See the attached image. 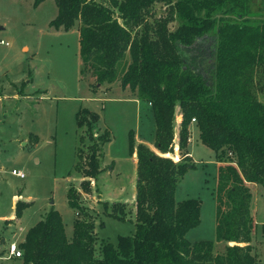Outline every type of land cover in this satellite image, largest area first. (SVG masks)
<instances>
[{
    "label": "trees",
    "instance_id": "obj_1",
    "mask_svg": "<svg viewBox=\"0 0 264 264\" xmlns=\"http://www.w3.org/2000/svg\"><path fill=\"white\" fill-rule=\"evenodd\" d=\"M31 1L34 7L44 2ZM53 1L57 15L50 27L78 31L80 74L89 73L96 88L119 81L123 90L150 104L154 149L130 134L129 154L136 160L131 236L101 241L96 256L95 222L70 186L67 203L77 216L73 238L67 239L62 217L51 207L19 244L22 263L260 264L252 254L249 184L264 189V18L253 19L251 1ZM157 4L166 7V16L156 18ZM171 22L177 23L173 31ZM177 107L182 120L176 133ZM193 119L218 168L215 240L191 243L186 235L200 223L201 203L178 202L175 192L186 171L195 168L188 152ZM100 120L88 109L76 114L73 169L84 178V193L102 174V152L112 139L108 128L99 131ZM175 147L181 153L177 161ZM30 205L18 201L15 218ZM107 215L127 220L126 204L114 203Z\"/></svg>",
    "mask_w": 264,
    "mask_h": 264
},
{
    "label": "rangeland",
    "instance_id": "obj_2",
    "mask_svg": "<svg viewBox=\"0 0 264 264\" xmlns=\"http://www.w3.org/2000/svg\"><path fill=\"white\" fill-rule=\"evenodd\" d=\"M98 1L109 5L108 0ZM250 1L253 19L264 18V0ZM28 2L0 0V229L1 225L5 228L1 230L0 239L6 240L0 252V264H23L22 259L11 258L7 251L8 244L19 243L23 232L16 231L9 221L1 223V219L14 210V194L34 201L23 211L21 228L24 231L34 226L38 209L49 204L60 213L65 235L71 240L77 216L68 206L67 190L73 186L80 192L82 205L95 222L96 256L101 241L116 243L118 236H131L134 232L136 160L129 154L130 134L134 140L137 137L154 149L155 123L147 102H134L135 94L129 89L123 90L119 81L111 86L94 87L95 80L89 73L80 74L76 33L57 34L49 28L57 12L54 1L44 0L37 7ZM153 10L156 18L166 16V7L162 4L155 5ZM176 27V22L168 26L171 31ZM42 94L45 100H39ZM80 109L99 114V131L108 128L112 135L102 152L103 172L97 182H91L90 193L81 190L84 178L73 169L76 114ZM181 120L177 107L176 133ZM189 129L188 152L195 168L188 169L181 178L175 200L196 199L201 203L200 223L188 231L186 238L191 243L214 241L218 163L214 153L201 143L195 123L192 122ZM33 134L38 137L36 147ZM84 136L87 137V133ZM172 158L174 161L181 158L176 147ZM13 169H22L25 178L12 176ZM250 190L251 214L255 221L252 254L264 264V189L250 187ZM105 202L107 208L103 205ZM117 202L126 204L125 221L107 215ZM15 233L17 239L13 238ZM216 250L223 251V246L217 245Z\"/></svg>",
    "mask_w": 264,
    "mask_h": 264
},
{
    "label": "crops",
    "instance_id": "obj_3",
    "mask_svg": "<svg viewBox=\"0 0 264 264\" xmlns=\"http://www.w3.org/2000/svg\"><path fill=\"white\" fill-rule=\"evenodd\" d=\"M22 1H24V2H28V1H31V0H19V2H22ZM32 2V1H31ZM29 3V2H28ZM33 3V2H32ZM30 4V3H29ZM34 8V7H33ZM56 15H57V12H56V14H55V17H56ZM53 20V19H52ZM52 20H50V22L52 21ZM50 22H49V28H51L53 31H55L57 34H61L62 32H63V34H71L72 32H74V33H76V36H77V39H79L78 37V31L76 30V29H74V30H71V31H69V32H64V31H62V30H55V29H53L52 27H50ZM24 49H26V51H27V48H24ZM78 56H79V43H78ZM43 96L42 97H40L39 98V100H45V98L46 97H44V94H42ZM133 101L134 102H140V100H138L137 98H136V96H135V98L133 99ZM147 105L148 106H150V104L149 103H147ZM150 108H151V106H150ZM33 137H37L35 134H33L32 135ZM136 139H135V142L136 143H144V144H146V145H149V143L148 142H140L139 140H137V137H135ZM138 141V142H137ZM37 143H38V140L36 141V140H34L33 141V145H34V147H36L37 146ZM23 147V146H22ZM24 149V148H23ZM25 150V149H24ZM30 155H32V154H30ZM34 160H35V162L36 163H38L39 162V160H38V157H35L34 158ZM22 170V169H21ZM20 170V171H21ZM23 172V171H22ZM13 176V175H12ZM15 177V176H14ZM249 187H251L252 189L253 188H257V189H259L260 188V186L259 185H257V184H249ZM18 201H22V202H28V203H31V205L34 203V201H30V198H26V199H24V198H22V196H20V194H18V195H16V194H14L13 196H12V207H13V212L10 214V216H8V217H4V218H2L1 220V223H6V222H8L9 224H10V226H12V227H14V228H16V231H17V229L20 231V234L23 232V234H22V236L18 239V245L20 244V243H22L23 241H24V238H25V235H26V233L28 232V230L30 229H26L25 231L23 230V228H21V221H22V219H23V213L25 212V210L27 209H29V208H26L25 210H24V212L22 213V217L20 218V219H16L15 218V206H16V203L18 202ZM30 205V206H31ZM51 207H54V209H55V206L53 205V206H50L49 204L47 205V206H45V205H43L42 207H40L39 209H38V212H37V214H36V217H35V219H34V221H36L35 222V224L38 222V221H40L41 220V218L50 210V208ZM26 210V211H27ZM135 214V212H133V215ZM34 224V225H35ZM2 226L3 225H1V229H0V234H3V233H1V230H3V229H5L4 227L2 228ZM33 227V226H32ZM14 236V237H13ZM12 237L13 238H15V239H17V234L15 233V235H13ZM21 239V240H20ZM5 243H6V240L4 239V238H2V239H0V252L3 250V247H4V245H5ZM9 245V244H8ZM8 245H7V251H8ZM13 259H15V258H13ZM15 260H18V259H15ZM22 262V261H21Z\"/></svg>",
    "mask_w": 264,
    "mask_h": 264
},
{
    "label": "built area",
    "instance_id": "obj_4",
    "mask_svg": "<svg viewBox=\"0 0 264 264\" xmlns=\"http://www.w3.org/2000/svg\"><path fill=\"white\" fill-rule=\"evenodd\" d=\"M1 44H4L2 41ZM7 45V43H5ZM195 120L193 119L192 122ZM11 174L19 179H24L25 178V173L20 171V170H15L13 169L11 171ZM8 253L11 256V258L15 259H21L22 258V250L19 248V245L17 243H11L8 247Z\"/></svg>",
    "mask_w": 264,
    "mask_h": 264
}]
</instances>
